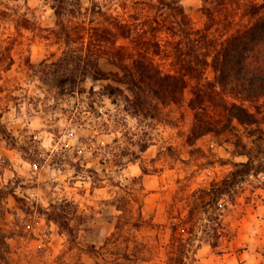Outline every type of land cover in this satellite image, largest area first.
<instances>
[{
    "label": "clouds",
    "instance_id": "obj_1",
    "mask_svg": "<svg viewBox=\"0 0 264 264\" xmlns=\"http://www.w3.org/2000/svg\"><path fill=\"white\" fill-rule=\"evenodd\" d=\"M234 77L264 81V0H0V264H264Z\"/></svg>",
    "mask_w": 264,
    "mask_h": 264
},
{
    "label": "trees",
    "instance_id": "obj_2",
    "mask_svg": "<svg viewBox=\"0 0 264 264\" xmlns=\"http://www.w3.org/2000/svg\"><path fill=\"white\" fill-rule=\"evenodd\" d=\"M233 47H243V45H233ZM235 53L233 54V59L235 58ZM136 67L140 71V80L147 83L151 78L148 76L147 72L144 68H142L139 64L136 65ZM225 67L228 70V72H231L235 65L230 64L228 59L225 60ZM229 84L235 85V92L237 94L241 92L255 94L257 92H264V81H257L253 83H246L244 79L241 78H233V80L229 81ZM169 82H159V90L156 91V95H161L163 93V90H167L170 88ZM219 103V101H216L214 97L206 94V92H201L197 94V100L195 102H192L190 104V107L193 109L200 108L201 105L207 110V114L211 116L214 119H220L222 116L218 115L220 113V109L218 107H215L214 104ZM259 112V109H257ZM247 119H253L251 117H246ZM264 119V118H262ZM256 123H260V121H254ZM259 132L260 135L264 136V131H261L259 128L256 130Z\"/></svg>",
    "mask_w": 264,
    "mask_h": 264
}]
</instances>
